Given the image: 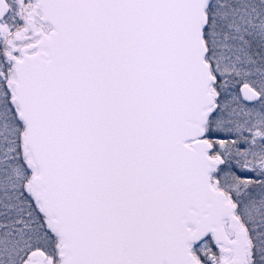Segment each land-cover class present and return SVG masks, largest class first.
Masks as SVG:
<instances>
[{
  "label": "snow or ice",
  "instance_id": "6c2138e0",
  "mask_svg": "<svg viewBox=\"0 0 264 264\" xmlns=\"http://www.w3.org/2000/svg\"><path fill=\"white\" fill-rule=\"evenodd\" d=\"M0 264H264V0H0Z\"/></svg>",
  "mask_w": 264,
  "mask_h": 264
}]
</instances>
